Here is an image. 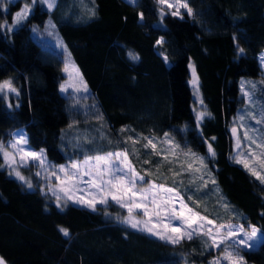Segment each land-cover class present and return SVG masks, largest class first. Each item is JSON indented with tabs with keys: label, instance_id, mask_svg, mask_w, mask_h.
<instances>
[{
	"label": "trees",
	"instance_id": "16d2710c",
	"mask_svg": "<svg viewBox=\"0 0 264 264\" xmlns=\"http://www.w3.org/2000/svg\"><path fill=\"white\" fill-rule=\"evenodd\" d=\"M179 1L187 3L191 15L181 7L174 16L157 0L132 5L92 0L84 11L76 4L48 11L37 2L10 33L5 27L22 2L0 0V82L11 80L19 91V97L10 98L12 108L0 92V144L22 129L28 147L43 150L55 165L123 149L145 181L177 188L200 215L217 224L264 229V185L236 163L231 140V123L243 107L240 80L264 81L259 66L264 0ZM48 17L56 20L58 37L90 90L82 100L84 112L73 98L60 94L63 61L58 52L32 40L31 28L41 27ZM129 52L138 59H130ZM189 65L208 113L199 125ZM257 89L248 86L249 93L258 94ZM85 133L90 135L84 139L72 137ZM165 133L180 145L175 155L162 143ZM144 137L155 138L156 150L144 147ZM209 144L215 156L209 155ZM189 150L204 157L201 172L188 169L191 160L184 153ZM125 216L111 203L95 211L58 207L51 196L37 188L26 190L0 167L4 264H208L221 254L205 236L172 245L153 239L123 225L118 217ZM262 235L256 249L241 250L246 264H264Z\"/></svg>",
	"mask_w": 264,
	"mask_h": 264
},
{
	"label": "snow or ice",
	"instance_id": "6c2138e0",
	"mask_svg": "<svg viewBox=\"0 0 264 264\" xmlns=\"http://www.w3.org/2000/svg\"><path fill=\"white\" fill-rule=\"evenodd\" d=\"M37 0H32V3H36ZM42 3H46L49 10H52L56 6V0H40ZM161 5L167 4L168 8H176L171 14L179 15V8L183 7L187 9L189 15L192 14V9L188 7L187 3H181L179 6L168 3V0H157ZM31 5L25 4L24 7L18 11L13 17V25L20 24L29 15ZM161 16L165 14V9L162 7ZM141 18H143L141 16ZM52 27H55L52 25ZM13 30V29H9ZM163 41L158 40L157 44H161ZM240 53L244 52V49L239 50ZM129 58L137 60L138 56L129 52ZM167 61V57L165 58ZM193 68V78L191 83L194 87V94L199 95V82L198 77L195 74ZM67 71V68L65 69ZM77 76H79L78 69L76 70ZM82 83V78H80ZM261 83H264L262 81ZM256 87L252 84V88ZM16 92V89L12 86L11 81L5 80L0 82V92ZM79 91V89H77ZM84 91H87L86 85ZM61 91H66V88L62 85ZM19 93H17L18 95ZM244 96L250 99L249 92L245 91ZM203 104V101H200ZM207 115L206 111L197 112V122L199 123ZM254 118V117H253ZM243 121L244 117H239ZM257 123H264V120L257 121ZM242 127V125H241ZM234 138L236 139L237 156L235 157L236 163H243L244 167L252 171L253 165L250 167L249 160L254 158V151L252 145H256L257 148L262 149L260 152V158L264 161V141H258L250 135L249 129L243 128V135H240L238 127L231 129ZM131 139V137L129 138ZM148 141L144 147L151 145L153 150H156L157 146L154 143V137H144ZM244 141L248 142V152H241V147ZM136 143V141H133ZM162 143H167L170 146V150L175 155L176 150L180 149V145L165 133V139ZM28 140L22 132L16 134V138L7 146L12 151L5 150V146L0 144V152L3 153L4 164L0 167L7 166L15 172L17 178L25 181L29 188L32 187V183L26 180L18 170L19 167H25L30 164L39 163L40 168L46 167V158L43 150L37 152L26 148ZM208 153L210 156H215V152L209 144ZM185 157L190 158L191 162L188 163V169L195 172H201L206 168L204 163V157L197 156L195 153L189 150L184 153ZM244 156V159H240ZM18 157V159H17ZM123 157V159H121ZM199 162V167H196V163ZM147 163V161H145ZM40 175L39 172L36 173ZM60 174H63L62 176ZM52 175L56 176V180L59 182L60 191L64 193L65 204L67 201H72L75 204H81L93 211L96 210V206L109 204V200L118 204L121 208L127 209L128 215L125 217H118L123 223L129 225L132 229H137L142 232H146L149 235L156 236L161 240H165L171 244H178L182 239H193L194 236H206L211 240V247L220 248L223 246V256L215 259L212 264H220L221 259L227 261V264H245L244 257L240 254L241 249L251 248L250 241L257 239L258 235L264 234V229H258L257 227L250 225L247 228L241 224L234 226L231 223L217 224L215 221L208 219L206 216H202L199 212L193 211L187 203H185L184 197L175 187H167L164 184L149 183L145 181L144 176L140 175L135 168L131 165L128 159L127 151L123 152H109L106 155L86 156L82 161H74L70 165H61L58 171H54ZM178 175V174H177ZM253 175H257L253 171ZM84 177L88 179L85 180ZM257 178L264 183V176L257 175ZM203 179V176L200 177ZM213 184L215 180L211 181ZM86 187H81V185ZM144 184H148V187H144ZM204 186H207L205 182ZM51 190V189H49ZM61 196L57 195V206L62 207L59 201ZM192 199V197H188ZM227 208V205H224ZM142 212V216L139 212ZM173 221H179V225L173 224ZM161 226L163 230H161ZM60 231L64 236H69V231L65 228H61ZM173 233V234H169ZM0 264H4V261L0 259Z\"/></svg>",
	"mask_w": 264,
	"mask_h": 264
},
{
	"label": "rangeland",
	"instance_id": "374dc122",
	"mask_svg": "<svg viewBox=\"0 0 264 264\" xmlns=\"http://www.w3.org/2000/svg\"><path fill=\"white\" fill-rule=\"evenodd\" d=\"M16 1L22 2V6H21L20 10L27 3V4L31 5V7H30V12H31L33 6L35 5V3L34 4L32 3V0H1V2L3 4L14 3ZM124 1H126L128 4L132 5L135 3L136 0H124ZM37 2H40V0H37ZM86 2L90 5L92 3V0H61L60 2H58V0H56V6L58 8L60 6H65V9L68 10V8H67V7H69L68 4H70L72 9H73L72 5L76 4V6L79 7V10L84 11V10L89 9ZM168 3H172V4L179 6V4H181L182 2H180L179 0H168ZM42 4L47 8L48 11H52L53 9L56 8V6H55L52 10H49L46 3H42ZM164 6L167 7V4H164ZM180 9H181V7L179 8V10ZM169 10L172 13L173 11L176 10V8L174 7V8H171ZM15 14L13 15V17L15 16ZM23 23H24V21H22L20 24H17L14 26L13 25V19H12V23L8 27H5V31L11 33L13 31H15L17 28H19ZM52 25H54L55 27H52ZM9 29H13V30H9ZM31 37H32V40L35 43H37L38 45L45 46V47H51L52 49H54L55 51L58 52V54L60 55V57L63 61V67L61 70L63 80L61 81V84L59 87L60 94L63 97L73 98V102H76L75 107L78 110H80L81 112H84L86 110L87 104L82 102V100H85L87 97L90 96V90L88 89L87 86H86L87 91L83 90L84 86L86 84H85L80 72H79V76H77V72H76L77 67L71 61V58L69 56V53H68L66 46L61 42V40L58 37L56 20L53 19L52 17H48V19L45 21V23L41 27H38V26L32 27L31 28ZM259 66L262 69V72L264 75V52L259 55ZM66 68H67V71H65ZM189 74H190L189 85H190V88L192 91V98H193V112H194V116L196 118L197 112L206 111V110L204 108V105L200 104V101L202 100L200 92H199L198 96L194 94V87H193V84L191 83L192 78H193V75H192L193 74V68L192 67L189 68ZM80 78H82V83L80 81ZM8 81H11V80H8ZM11 83H12V81H11ZM252 84H255L257 87H260L261 89H257L258 94L249 93L250 94V99H249V98L245 97L243 93L245 91L249 92L248 86L250 87V86H252ZM62 85L66 88V91H63V92L61 91ZM239 85H240V91L242 93V98H243V102H242L243 107H241V110L239 112H237L236 117L234 118V120L231 123V127L232 128L238 127L241 136L243 135V128L246 127L249 129L250 135L252 137L257 139L258 141H264V123H257V121L264 120V83H261V81H258V80L241 79ZM12 86L14 87L13 83H12ZM15 89H16V92H8L7 90H5L4 92H1L2 95L4 96L6 102H7V105L10 108H12L10 106V98L19 97V94L17 95V93H19L18 89L17 88H15ZM77 89H79V91ZM241 116L244 117L243 121H241L239 119V117H241ZM241 125H242V127H241ZM18 132H22L26 137L24 130L19 129V130L15 131L12 134L11 138L7 141V143L3 144L5 146V150L12 151L7 146L16 138V134ZM89 135H90V133H88V134L87 133L76 134V135H73L72 137H78L80 139H84V138H87V136H89ZM236 143H237V141L234 142L235 147H236ZM25 147L29 148L28 145H26ZM252 149L254 151V158L249 160V165H250V167L255 165V167H253L252 171H250L249 169L244 167L243 163H241V164L258 183L264 185V183H262L261 180L257 178V175L264 176V161L261 160L260 155H259L260 152L262 151V149L257 148L256 145H252ZM31 150H33V149H31ZM35 151L39 152L41 150H35ZM123 151H125V150L122 149V150L115 151V152H123ZM240 151L241 152H248L249 151L247 141L243 142ZM115 152H113V153H115ZM43 153H44V151H43ZM106 154L107 153L100 154V155H106ZM44 156H45V153H44ZM0 158L2 160V163L4 164V157H3L2 152H0ZM45 158H46V156H45ZM244 158H245L244 156L240 157V159H244ZM17 159H18V157H17ZM121 159H123V157H121ZM46 162H47L46 167L43 169L40 168L38 162H36L35 164H30V165L25 166V167H19L18 170L20 171L21 175L24 176L26 180L31 181V183H32L31 188H29L28 184L25 181H22L19 178H17V176L15 175V172H13L11 168H9L5 165L2 167V169L6 172L8 177H10V178L14 179L15 181L21 183L22 186L26 190L33 191L37 188L40 190L41 193L48 194L49 196H51L55 200L56 204H57V195H59L62 197V199L59 201V203L62 206L70 204V205H73L76 207L86 208L90 211H93L91 208H88V207L83 206L81 204H75L70 200L67 201V203L65 204L66 197H64V193L60 191L59 182L56 180V176L52 175V173L54 171H58V169L61 165L67 167L72 162H68V163L61 164V165H55V164L51 163L47 158H46ZM198 166H199V163H198ZM23 169L29 171L27 175L22 173ZM253 171H255L257 173V175H253ZM37 172H39L40 175H37L36 174ZM60 175L62 176L63 174H60ZM84 179L87 180L88 178L84 177ZM149 183H153V182H149ZM81 187H86V186L82 184ZM146 187H148V185ZM49 189H51V190H49ZM110 203L119 206L118 204H115L111 200H109V204ZM98 206H105V205H99L98 204L96 207H98ZM122 209L128 215L127 209H125V208H122ZM138 212H139V210H138ZM139 215L142 216V212H139ZM179 223H180L179 221H173V224L179 225ZM123 225L130 227L129 225H127L125 223H123ZM234 226H236V225H234ZM130 229H131V227H130ZM131 230H133V229H131ZM135 230H137V229H135ZM135 230H133V231H135ZM161 230H163L162 226H161ZM137 232H139V231H137ZM141 233H143L145 235L146 234L149 235L146 232L141 231ZM169 234H173V233H169ZM152 237H154L155 239H158L160 241H164V242L168 243L167 241L161 240L156 236H152ZM185 239H187V238H185ZM182 240H184V239H182ZM259 240H260V235H258L256 240L249 242L252 245L251 248H243V249H253V250L256 249L257 243L259 242ZM210 242H211V240H210ZM220 249H221V254L219 256L209 260L208 264H212V262L215 259L223 256V251H222L223 246H221ZM243 249H241V250H243ZM220 264H227V261L221 259Z\"/></svg>",
	"mask_w": 264,
	"mask_h": 264
},
{
	"label": "crops",
	"instance_id": "0c3cea01",
	"mask_svg": "<svg viewBox=\"0 0 264 264\" xmlns=\"http://www.w3.org/2000/svg\"><path fill=\"white\" fill-rule=\"evenodd\" d=\"M262 71V70H261ZM262 75H263V72H262ZM264 76V75H263ZM231 140H232V145H233V151H234V155L236 154L237 155V150H236V147H235V145H234V142L236 141V139L234 138V136H233V134H231ZM235 147V148H234ZM232 225H236V226H238V224H233V223H231ZM130 228V227H129ZM247 228V227H246ZM132 229V228H131ZM133 230H135V229H133ZM135 231H139V230H135ZM139 232H141V231H139ZM147 235V234H146ZM148 237H151V238H153V239H155L154 237H152L151 235H147ZM206 237V236H205ZM207 238V240L209 241V243H210V245H211V242H210V240L208 239V237H206ZM263 240V235L261 234L260 235V240H259V242L261 243V241ZM164 242V241H163ZM257 243V246L260 244V243ZM166 243V242H165ZM168 244H170V243H168ZM172 245V244H171ZM256 246V245H255ZM214 249H218V248H215V247H213ZM221 248V247H220ZM243 250H253V249H243Z\"/></svg>",
	"mask_w": 264,
	"mask_h": 264
}]
</instances>
